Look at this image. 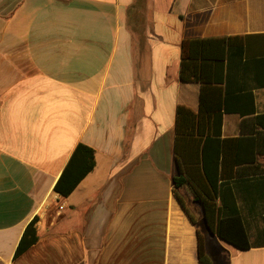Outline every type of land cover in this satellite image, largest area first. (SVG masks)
I'll list each match as a JSON object with an SVG mask.
<instances>
[{
    "label": "crops",
    "instance_id": "1",
    "mask_svg": "<svg viewBox=\"0 0 264 264\" xmlns=\"http://www.w3.org/2000/svg\"><path fill=\"white\" fill-rule=\"evenodd\" d=\"M133 1L0 0V264H201L198 232L210 249L190 181H172L176 107L198 112L203 86L180 79L182 42L246 36L229 48L223 81L204 90L209 105L228 96L220 136H239L242 118L264 113V0H145L133 13L135 50ZM79 142L95 165L60 196L53 185ZM183 149L196 158L193 140ZM190 174L204 182L197 163ZM228 182L252 241L264 177ZM35 215L37 241L13 259ZM224 249L227 264H264V245Z\"/></svg>",
    "mask_w": 264,
    "mask_h": 264
},
{
    "label": "trees",
    "instance_id": "2",
    "mask_svg": "<svg viewBox=\"0 0 264 264\" xmlns=\"http://www.w3.org/2000/svg\"><path fill=\"white\" fill-rule=\"evenodd\" d=\"M145 0H134L127 7V27L132 36L133 50L137 48L138 36L133 30L136 23L133 20L138 6H143ZM137 33V32H136ZM246 36L233 35L223 37H194L183 40L179 76L182 81H200L203 83L200 92L199 111L194 112L184 105H177L175 111V145L179 174L172 177L174 187L184 181H190L201 203L206 231L226 243L239 249H247L254 245H264V213L261 215L262 228L254 240L249 239L247 226L241 214L233 186L228 182L231 178L246 175L264 177V164L257 163V155L264 157V113L242 118L241 133L237 137L222 138L220 135L222 113L230 111L227 98H219L213 105L207 104L204 98L206 84L221 83L224 79L225 60L229 57V48L242 50ZM264 60V58H261ZM210 66H215L217 75L210 77ZM264 84V81H261ZM242 115V110H237ZM212 117V121H211ZM206 118L208 129L206 133L198 129L193 135L195 126L201 125ZM210 121V124H209ZM253 125L250 132H244L246 122ZM193 140L196 143V158L186 161L184 143ZM193 163V164H192ZM195 163L201 171L202 182L192 179L190 171ZM190 164V165H189ZM95 165L94 149L84 143H77L66 164L53 185V191L60 196L69 195L77 184L93 169ZM192 165V166H191ZM174 194L192 222L193 216L182 199L173 188ZM34 216L24 227L13 253V259L21 255L37 241L36 222ZM197 258L201 264H227L222 254L212 257L198 232Z\"/></svg>",
    "mask_w": 264,
    "mask_h": 264
},
{
    "label": "rangeland",
    "instance_id": "3",
    "mask_svg": "<svg viewBox=\"0 0 264 264\" xmlns=\"http://www.w3.org/2000/svg\"><path fill=\"white\" fill-rule=\"evenodd\" d=\"M205 237L208 238L207 240L211 241V243H209L211 246H210V249L208 250V252H210V255H212V257H215L217 255L222 254V256L226 262L227 261V258H226L227 252L225 251L224 248L230 249L232 251L234 246H232V245L226 243L225 241L219 239L215 235L210 236L209 234H205ZM223 253H225L226 255L225 254L223 255Z\"/></svg>",
    "mask_w": 264,
    "mask_h": 264
}]
</instances>
